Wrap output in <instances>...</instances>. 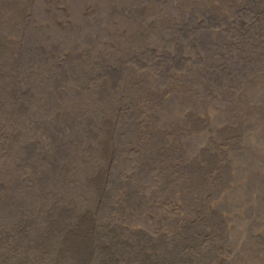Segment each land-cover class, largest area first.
Wrapping results in <instances>:
<instances>
[{
    "label": "bare ground",
    "instance_id": "bare-ground-1",
    "mask_svg": "<svg viewBox=\"0 0 264 264\" xmlns=\"http://www.w3.org/2000/svg\"><path fill=\"white\" fill-rule=\"evenodd\" d=\"M9 121L18 141L0 154V194L18 181L34 207L92 212L113 166L158 215L177 204L191 218L212 194L234 199L232 179L240 204L226 222L243 236L264 224V143L244 139L264 130V0H0V133ZM239 139L259 159L238 161Z\"/></svg>",
    "mask_w": 264,
    "mask_h": 264
},
{
    "label": "rangeland",
    "instance_id": "rangeland-1",
    "mask_svg": "<svg viewBox=\"0 0 264 264\" xmlns=\"http://www.w3.org/2000/svg\"><path fill=\"white\" fill-rule=\"evenodd\" d=\"M190 3L193 2L186 6ZM31 115V111L21 114L20 120L27 121ZM260 125L251 126L247 134L241 130L246 134L247 143L255 138L258 143H264ZM97 131L95 128L94 132ZM15 132L13 122L9 121L5 133H0V140L11 139V143L8 146L0 143V154H6L16 144ZM240 140L234 141L235 149L241 148L237 152L238 161L246 162L256 154L259 159L260 152L250 146L243 147ZM120 153L112 155L111 161L119 158ZM199 164L196 160L189 163L197 182L205 180L198 175ZM4 166L9 169L10 161ZM111 168L102 180L106 190L90 203L92 212L75 209L70 204L66 206L64 200L43 210L31 204L33 190L29 184L15 181L13 186L2 187L0 264H264V224L257 217L250 219L243 236L235 238L229 234L226 214L233 205L240 204L239 184L232 179L226 185L232 189L234 199L224 201L220 195L212 194L202 205L194 207L190 218L185 212L180 214L177 204L171 205L176 214L158 215L138 190L135 175L122 183L119 175L113 177L118 167ZM146 168L141 166V171L146 172ZM178 170L184 173L179 167L174 168L176 173ZM225 172L228 173V166L213 178L214 182H224ZM74 178L78 179L76 174ZM169 187L170 181L161 192H168ZM255 189L256 208L264 213V185ZM244 215L246 210L241 213ZM139 221L147 226L138 224ZM241 222L238 221L240 227ZM253 252H257L256 261L251 258Z\"/></svg>",
    "mask_w": 264,
    "mask_h": 264
}]
</instances>
